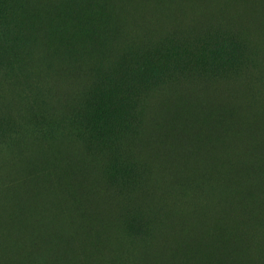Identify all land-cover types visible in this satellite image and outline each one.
Here are the masks:
<instances>
[{
  "label": "rangeland",
  "instance_id": "obj_1",
  "mask_svg": "<svg viewBox=\"0 0 264 264\" xmlns=\"http://www.w3.org/2000/svg\"><path fill=\"white\" fill-rule=\"evenodd\" d=\"M43 1L0 0V264H73L76 260L80 264H143L157 255L163 256L167 248L180 255L187 237L180 233L176 222L181 216L175 212L179 207L185 208L187 200L182 198L188 195L192 196L191 207L196 209L216 198L209 185L215 182L213 163L221 148L226 169L234 168L224 182L226 194L232 201L241 187L239 170L249 174L250 167V178L251 158L264 155V102L252 92L264 98V5L258 0H242L236 4L233 14L236 22L232 26L212 28L184 39L167 37L155 46L146 42V45L123 42L118 46L111 39L107 42L114 28L110 23L100 24L102 20L94 14L91 25L100 42L92 58L90 36H78V56L71 53V48H65L64 44L74 32L68 19L59 24L58 38H47L44 46L38 44L35 38L38 30L32 28L27 11L35 4L42 9ZM45 1L51 6L55 0ZM86 1L116 20V42L144 37L156 40L168 30L187 32L194 21L187 13L180 18L173 9L174 0H169L146 10L149 18L156 19L155 23L146 22L142 30H121L123 8L130 1L141 0H63L65 5L79 10L86 7ZM213 19L210 25L228 23ZM100 25L102 31L97 30ZM61 26H68L66 33ZM198 27L204 26L195 29ZM40 28L50 32L44 20ZM122 33L126 36L121 37ZM214 36L227 48L219 50L211 64L197 65L195 62L176 69L159 62L150 75L140 76L138 61L141 56L172 43L196 48L200 38ZM30 38L34 43L32 47L26 41ZM114 85L123 89H111ZM187 89L201 91H190L192 100L206 103L213 98L220 102L223 109L213 113L225 115L226 107L231 108L225 132L195 141L204 146L193 153V158L205 186L197 178L180 187L175 177L181 170L174 169L181 168L183 163L165 154L155 156L153 152L172 108L173 114L184 111L182 99L165 107L166 100L178 97ZM111 91H117L124 99L123 107L112 118L113 124L119 125L114 129L91 126L90 107L97 97ZM159 124L162 129L157 132ZM131 150L143 160L140 192L148 194L149 197L142 201L153 204L152 208L131 204L132 198L129 199L139 181L135 163V167L129 163ZM84 178L114 191L118 196L117 218L110 230L113 250L100 248L98 255L82 254L76 259L65 251L59 252L63 248L57 244L54 228L60 219L55 218L50 227L46 223L49 215L55 214L50 195ZM121 198L129 203L122 213ZM133 199V202L137 200ZM223 200L228 209L227 218L241 217L229 210L230 200ZM155 205L159 227L151 243L142 248L139 255L137 251L131 252L133 246L129 252L120 253L118 249L126 243L125 238L130 240V236H136L138 228L148 229L151 213L156 214ZM120 213L122 228L118 229ZM55 216L60 217L57 213ZM247 233L252 249L260 251L258 248L262 247L264 250V215L253 221ZM236 234L237 230L234 236ZM17 240L20 248L14 245ZM219 255V259H213L218 261L215 264L222 259ZM209 259L211 262V256Z\"/></svg>",
  "mask_w": 264,
  "mask_h": 264
},
{
  "label": "bare ground",
  "instance_id": "obj_2",
  "mask_svg": "<svg viewBox=\"0 0 264 264\" xmlns=\"http://www.w3.org/2000/svg\"><path fill=\"white\" fill-rule=\"evenodd\" d=\"M167 1L169 0H149V1L141 0L140 2L130 1V4H128L126 7L123 8L122 18L120 22L121 30H126L128 28L132 29L133 31L142 30L146 22L150 24L155 23L156 19L149 18L146 10L153 6L164 5L167 3ZM258 2L260 5H264V0H258ZM237 3H242V0H174L173 9L178 12V15L180 18L183 17V15L186 13L189 14L191 18H194V21L191 23L190 29H189L191 32L197 26L206 27L208 25L210 27V24L214 22L212 21L214 20L213 18L221 19L219 22L226 21L230 23V25L234 24V22L236 21L234 20L233 14H234V10H235ZM198 28H202V27H198ZM122 36H126V35L122 33L121 37ZM124 41H120L119 39L117 44L121 45ZM118 46H116L117 49L121 48ZM189 102H190V99H189ZM190 103L191 104L195 103L192 106L193 110L198 109L196 107L197 104L204 105L203 110L201 111L200 109L194 110V111H200L199 114L198 112L193 113V114L195 113L198 114L197 116H199V118L203 114L209 115L211 113L210 115H214L213 113L214 111L218 112L223 109V105L213 98L209 99L208 102L206 103H204V101L198 102L195 100H192ZM203 105H201V107ZM188 107H189V103L187 102V106L185 108L187 109V111L190 108ZM173 109L174 108H172V110L168 114V118L164 122L165 130L162 131L163 134L161 133V135L157 136L156 143H155V150H153V152L155 153V156L158 154L159 156H161V154H165L169 156L171 159L175 158L176 160L181 161L183 163L181 168H178L177 170L174 169V171L176 172L178 170H181V173L177 174V176L175 177V181L179 183L180 187L184 185H188L193 179L197 180V178L199 180V183L205 186V184L201 182L203 178L202 176H200L198 172L197 164L193 158L194 156L193 153H197L199 149H203L204 146L197 144L192 139L189 140L188 138V140H186L185 139L186 137L184 138V135L181 136V139L183 137L185 140L179 139L180 137H178L177 135L178 133L176 134L175 131L177 130L179 122L182 119L183 120L187 119L188 115H185L186 110L185 111L179 110L173 114ZM189 111L193 112L191 110ZM190 112H188V114ZM201 112L202 114L200 115ZM190 114H189V119H190ZM196 114H195V117H196ZM181 115L183 116L185 115L187 116V118L186 117L182 118ZM173 117L176 118V120L171 122L172 125H171V128H169L171 118ZM202 117L200 121L197 120L198 117L194 119L197 120L196 122L199 121L200 123L202 121ZM208 117L207 119H205L206 117H204L203 119H205V121L203 122H206V120H209L206 123H209L210 127H212L214 124L211 125L210 123L211 117H209V119ZM212 118H211V121L213 122ZM194 119L191 117L192 121ZM189 123H192V122L190 121L187 124ZM194 123H192V125ZM185 125H186L185 123L183 127L179 125L180 126L179 129L183 130L184 127H187V125L186 126ZM194 125L196 126V123ZM194 125H193V128H195ZM189 128L190 127H188V129ZM185 129L188 130L187 128ZM191 130H192V127H191ZM191 130H189V132ZM179 132L181 133V131ZM184 133L185 131L183 130L182 134ZM168 134H169V138H168ZM187 134L189 133L187 132ZM192 134H189V135H192ZM166 135H167V138H166ZM191 138L194 139V136H191ZM200 138H203V137H200ZM219 142L221 145L222 141L219 140ZM182 170H184V174L182 173ZM212 172L214 174L215 182L212 185H209V187L212 189L211 190L212 194L216 198L211 202L207 201L205 203V206L198 207L196 209V208L191 207L192 203L190 199L192 196L188 195L182 198V199H185V201L187 200V204L184 206L185 208L179 207L178 212H175L176 215L181 216L180 219L176 222V224L179 225L181 228L180 233L181 235L184 233L182 237H187L185 245H184V249L181 252V254L178 255L179 252H174V249L167 248L168 252H166V254H164L163 256L157 255L156 257L148 261H145L143 264H200V263L203 264L201 262V261L204 262V259L202 257H200L201 261L198 258L199 263H197L196 261L192 262L195 259H192L191 261L190 259L191 256L187 257V255L189 256V253L191 255V252H193L191 250H195L197 248L196 247L194 249V245L205 246L204 244L206 242L213 243L214 240L216 239H222V241L221 240H218V241H220L221 244L223 243L225 246H227L226 248L223 245L227 249L226 252L229 251L228 253L230 256L226 258L228 256V253L224 252L227 254V256H224L226 258V260H224L226 261V264L227 263L228 264H263L264 263L263 248L259 247L258 249L260 251L253 250L251 247L252 244L249 242V235L247 233V229L252 228L253 221L257 217L264 215V195L261 196L260 193L262 192L260 191H258L257 194H255L256 193L255 191L254 194L256 196L253 195V191L256 188L253 189L250 187V185L246 184V179L249 174L243 170H239L238 174L241 180V187L236 191L237 195L234 196L233 201L232 199H230L229 196H227L225 188H224V182L226 181L227 178H229L232 175V173L234 172V168L226 169V160H225L223 148H221V151L215 157V162L213 163ZM258 183L260 184V181ZM245 184L247 185V187L249 186L251 190L247 189ZM253 184L257 186L256 183L253 182ZM262 188L264 189L263 184H262ZM262 188H260V190ZM257 195L259 196L260 199L258 198ZM50 198L53 200L52 209L55 211V214L57 213L60 217H56L55 214L53 216L49 215V219L46 224L50 227L52 226V222L55 218L60 219V223L54 228V232L58 236L57 244L60 243L59 245H61V247L63 248V250L59 252L62 253V251H65L69 253L73 258L78 259L79 255H82V254L90 255L92 252L95 253V251L99 250L100 248H102V250L111 248V244L114 241V239L110 233V230L113 226L115 219L117 218L116 206L118 202V196L114 194V191L109 190L103 184L94 182L92 179L84 178V179H78L74 182H71L70 186L66 188L64 191H57V192L52 193L50 195ZM224 198H227L228 200H230L229 210L237 212L241 217L235 216L233 220L231 217L229 218L226 217L228 209H226L224 206V200H223ZM42 199L44 200V198ZM132 201H131V204L134 203V202L132 203ZM257 222L258 221H256L255 223ZM236 230H237V234L236 236H234ZM203 241L205 243L201 244L203 243ZM19 242L20 241L18 240L14 241V245L18 248L21 247ZM215 243L216 242H214V244ZM208 246L209 244L207 245V247ZM219 246L221 247L220 244ZM201 247H198V249L200 248L201 250ZM215 247L216 246L214 245L213 248L216 250L218 246L216 248ZM209 249L214 251L212 248H209ZM209 249L207 250L208 252L210 251ZM111 250H113V248H111ZM187 251H189V253L185 254ZM198 252H199L198 250L197 252L195 251V253H198ZM202 252L204 253V251ZM210 252H209V255H206L208 253H206V250H205V256H207V258L215 253L214 251V253L212 252L213 254L210 255ZM226 254H223V255H226ZM53 255L55 256V254ZM196 255H199V254H196ZM218 255H219V251H218ZM183 256L187 258L182 259ZM199 256H203V254L202 255L200 254ZM224 257L222 256V259L221 261H219V264H221L222 260L225 259ZM209 258L208 260H210ZM212 258L213 257L211 256V262H209L206 259V264L207 262L211 264V263H214L215 261L218 263L217 260L214 261L213 260L214 258L213 259ZM65 259H67V257ZM76 261L74 263H76ZM76 264H80V263H76Z\"/></svg>",
  "mask_w": 264,
  "mask_h": 264
},
{
  "label": "trees",
  "instance_id": "obj_3",
  "mask_svg": "<svg viewBox=\"0 0 264 264\" xmlns=\"http://www.w3.org/2000/svg\"><path fill=\"white\" fill-rule=\"evenodd\" d=\"M43 2H44V7L42 9H40L38 7V5L35 4V5L29 6L28 7V11H27V19L29 20L30 24L33 26L32 28L35 27L38 30V35L35 38H36V40H37V42H38V44L40 46H44L43 43H46L47 38H49V39L50 38H58L56 33H57L58 27L60 26L59 24L63 20L68 19L69 20V26L74 29V32L69 37L67 42L64 44L65 48L66 49H67V47L71 48V50H72L71 53L73 55H75V56H78L79 54H77V52H76V48H77V45H78V40H77L78 36H81V35L90 36L91 39H92V45H91V50L92 51L91 52H92V58H93L95 56V54H96V51H97V45L100 42V39L97 41V33H96L95 29L92 28V25H91L92 24L91 21L93 20V15L94 14H96L97 19L102 20V22H100V24H105L104 22H106V23H110L113 26L114 29L110 33V35H109V37L107 39V42L111 39L115 43H117L116 40H115V35L117 33L116 32V25H117L116 20L113 17H111V16L105 14L104 12H102V10H100L97 5L91 3L90 1H86L87 2L86 7L82 8L81 10L76 9L73 6L65 5V2H63V0H55V1H53L51 3V6H50V4L47 1L44 0ZM43 20L45 21L46 25L49 27V31H50L49 33L44 32L40 28V23ZM100 26L101 27L97 29L98 31H102L103 30L102 25H100ZM227 26L230 27L232 25H230L228 23H218V24L210 25V27L206 26V27H202V28H199V29H195V30H193L191 32L187 31V32H182V33L178 32V31H174V30H168V31L162 33L156 40H152V39H149L147 37H144V38L138 39V40H126V41H124V43L126 42V44H127V43L136 42V43H139V44H144V42H146L149 45L155 46V45H157L159 43H162L167 37H168V39H170V38L172 39L173 37H180V38L184 39V38H187V37H192V36H194V35H196L198 33H201V32L205 33L208 30H211L212 28L213 29H215V28L216 29H222V28H227ZM61 27H63V29L65 30V33H66V31L68 29V26H61ZM31 33H32V31H31ZM244 33H245V31H244ZM68 34H69V32H68ZM31 39L32 38L26 40L30 44V47H32L34 45V43L31 42ZM144 45H146V44H144ZM226 48H227V46H225L224 44L220 43L219 40H218V37H216V36L210 37V38H207V39H205L204 37L200 38L199 42H198V47H196V48H191V47H188V46L178 47V46H176V45H174L172 43V44H169V45L165 46L162 50L155 49L151 54L141 56L140 59H139L140 61H138V71H139L141 77L148 76L157 68L159 62H161L163 64H168L171 67L176 68V69H182L187 64L195 63V62L197 63V65H200V64L205 65V63L207 65H209V64H211L212 61H214V57L213 56H216L219 53V50H224ZM206 86H208V85H206ZM250 88L252 89L253 87L250 86ZM111 89H123V88H121V87H119L117 85H114ZM190 91H194L196 93H200L201 92V91L198 92L199 90H197V89H193V90L187 89L182 94H180L178 97H176L174 99L166 100L165 107L170 105L176 99H182L185 102L184 106H183L184 111L185 110L187 111V109H185L186 106H187V102L189 103V107H190V108L188 107L189 110L193 111V112H190L188 110L187 113L185 111V115H188V118L185 115L184 116L181 115L182 118L186 117L187 119H184V120L182 119L183 122L181 120L179 122V125L183 127L184 123H185L187 125V127H184L183 130L185 131V133L182 134L183 130L179 129L180 126L178 125L177 130L175 132H176V134L178 133L177 135H178V137H180L179 139L183 140L186 137L185 138L186 140H188V138H189V140L192 139L194 141H197L200 137L204 138L206 135H207L206 137H209L211 135H214V137H217L219 134L225 132L226 131L225 129L228 126V120H229V117H230L231 108L230 107H226V114L225 115H221V114H218V113H216V114L214 113V115H210L211 114L210 113L209 114L210 116H209L208 114H203L204 116L202 115L203 116V117L201 116L202 118H204V117L207 118L208 116L211 117V118L214 117V118H212V120L215 123H213L211 121V118H210L211 125L214 124L212 127H210L209 123H206L209 120H206V122L201 121L202 123L201 122L199 123L201 117L199 118V116H197V115L199 114V112L201 110H203L204 105L203 104H200V105L197 104L196 107L198 109H200V111H194V110H198V109H194L193 110V108H192V106L195 103H193V104L190 103L192 101V99H194L193 96H191L189 94ZM252 92L255 95V97L261 99L264 102V98L263 97H258L253 90H252ZM119 94L117 93V91L116 92L115 91H111V92H108V93H104V94L100 95V97H97L95 99V102L93 103V105L89 109L90 117L93 118V123H92L91 126H93V127H102V128H107V129H114L115 127H117V125H119V123L116 125V124H113V122H112V118L119 111V108L123 107L122 103L124 102V99L122 97H120ZM189 99H190V102H189ZM201 105H203V106L201 107ZM196 107H194V108H196ZM199 107H201V108H199ZM188 112H190L192 115H194V116H192L189 113L190 114V119H189ZM194 112H196V113L198 112V114L195 113L196 117H198V119H197V120H199L198 122H196L197 120L194 119V118H196L195 114H193ZM203 113H204V111H203ZM201 114H202V112L200 113V115ZM191 117L194 119L193 121L191 120ZM209 117H208V119H209ZM188 119H189V121H188ZM175 120H176V118H174V117L171 118L170 127L169 128H171V125H172L171 122H173ZM186 121H187V123L190 122V121L192 123H194V121H195L196 126L194 125L195 123L193 124L195 126V128H193L192 123L187 124ZM222 126H223V129L221 128ZM188 127H190V128L188 129ZM191 127H192L193 131L191 130ZM185 128H187L188 130H186ZM161 129H162V125L159 124L157 129H156V131L158 132V130H159V132H160ZM189 130H191L192 132L191 131L189 132ZM217 130H219L218 134H217ZM179 131H181V133ZM206 131H208L209 133L206 132ZM136 132H138V131H136ZM187 132L189 134H192V133L193 134L189 135V134H187ZM179 133H180V135H179ZM138 134H139V132H138ZM183 135H184V138L182 137V139H181V136H183ZM187 135H188V137H187ZM191 136H194V139L191 138ZM166 138H167V135H166ZM168 138H169V134H168ZM146 139H148V137ZM261 139L256 140L255 142H258ZM128 155L130 156V157L128 156V158L130 159L129 163L132 164V166H134V163H135L136 168L138 170V174H139V181H138V185H137V188H136L137 190L133 193L132 197H130L129 199L131 200V198H132V200H133V197H135L137 199V200L136 199L135 200L138 201V202H134L135 204H141V205H144L146 207L147 206H151V208H152L153 204L147 203V200L142 201V200H144L145 197H149L148 194L140 192V186H141V182L143 180V165H144L143 160H141L140 157L137 154H135L133 150H131V154L129 153ZM89 157L90 158H94L97 161H100L96 156L92 157L91 155H89ZM250 163L252 165L251 177L249 178V175H248V177L246 179V184L247 185H252L253 182L257 184L260 181V184L258 183L257 186L255 184H253L254 186L252 185L250 187L253 188V189L256 188L254 191L252 189L253 195L257 194V192L260 191V192H262V193H260L261 196H263L264 195V189L262 188V184H263V187H264V156L258 154L257 157H256L255 155H253V157L251 158V160L249 162V165H250ZM249 174H250V167H249ZM106 182H107V180H106ZM247 185H246V187H247ZM259 185H260V187H259ZM260 188H262V189L260 190ZM247 189L251 190L249 188V186L247 187ZM255 191H256V193H255ZM258 198H259V196H258ZM121 201L123 202L122 211H121V213H122V212L125 211L126 202H124L122 200V198H121ZM140 201H142V202H140ZM132 203H133V201H132ZM155 211H156V214L155 213H151L152 216L150 215V218H152V221L150 220V222L152 224L150 223L149 227L146 226L148 229H145V228L139 229L138 228V232H137L136 236L135 235L134 236H130V237L128 236L130 238V240L125 238L126 243H124V244L122 243L119 246L118 250H119L120 253L124 252V251L129 252V248L131 246H133L131 252L132 251H137V254L139 255L141 249L151 243V241H152V239L154 237V234H155L156 230L159 227V225H158L159 213H158L157 206L155 207ZM121 213L119 215V220H118V226H117L118 229L122 228V220L120 221ZM216 240L217 241L218 240L222 241V239H216ZM216 240H214V242H216L215 244H214V242L213 243H211V242H206L205 243L203 241V243H201V244L205 243L204 244L205 246H203V245H200V246L194 245V249L196 247L197 248L195 250H191V251H193L195 255L196 254H199V255L203 254V256L196 255L197 256V258H196V256L191 251H190L191 255H190L189 251H187L185 254L189 253V256L187 255V257L191 256L190 257L191 261H192V259H195L192 262L196 261L197 263H199L198 262L199 260L201 261L200 257H202L204 259V261H206L205 250H206V253H208L206 255H209L210 251H211L210 255L213 254L214 251H215V253L213 255H211V256L216 255L217 258H218V251H219V254H221L220 255L221 257L222 256L223 257L227 256L226 253L229 252V251L226 252L227 251V249H226L227 246H225L223 243L221 244L220 241L217 242ZM130 242L133 243V244H130ZM218 243L221 245V247L223 245L226 247V248L224 246L222 247V250L224 249V251L220 250L221 247L219 246ZM206 244L207 245L209 244V246L207 247ZM210 244H211V246H210ZM212 244H213V246H212ZM214 245L216 247L218 246V248L215 247L216 250L213 248ZM198 247H201V250L204 251V253L200 250V248L198 249ZM205 247L208 248V249L212 248L214 251L209 249L210 251L208 252L207 251L208 249H206ZM203 248H205V249H203ZM197 250L199 252L195 253V251L197 252ZM220 252H222V253H220ZM224 252H226V253H224ZM92 253H94V252H92ZM185 254H184V256H185ZM223 254H226V255H223ZM93 255H98V252L95 251V253ZM184 256H183L182 259L187 258V257H184ZM192 257H194V258H192ZM228 257H230L229 253H228V256L226 258H228ZM198 258H199V260H198ZM226 258L224 260H226ZM201 262L204 264L203 261H201ZM209 262H207V264ZM224 262L223 263L226 264V261H224ZM137 264H139V262H137Z\"/></svg>",
  "mask_w": 264,
  "mask_h": 264
}]
</instances>
